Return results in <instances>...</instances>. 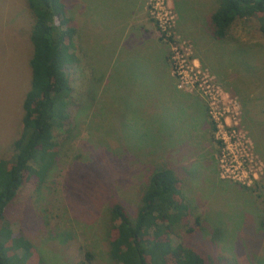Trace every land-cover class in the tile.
Here are the masks:
<instances>
[{"label": "rangeland", "instance_id": "374dc122", "mask_svg": "<svg viewBox=\"0 0 264 264\" xmlns=\"http://www.w3.org/2000/svg\"><path fill=\"white\" fill-rule=\"evenodd\" d=\"M61 1L81 21L70 20L65 52L67 118L52 130V165L40 182L25 175L3 214L33 246L27 264H111L108 208L118 202L133 218L160 165L174 167L187 205L172 244L194 247L208 264H264V37L255 18L216 40L208 23L217 0H167L168 28L143 0L166 66L157 44L132 30L83 29L119 18L115 0H83L81 18L75 1ZM30 23L25 0H0V158L20 131Z\"/></svg>", "mask_w": 264, "mask_h": 264}, {"label": "trees", "instance_id": "16d2710c", "mask_svg": "<svg viewBox=\"0 0 264 264\" xmlns=\"http://www.w3.org/2000/svg\"><path fill=\"white\" fill-rule=\"evenodd\" d=\"M31 23V53L27 90L21 101L20 131L10 142L12 154L0 158V264H27L31 243L13 234L4 210L22 185L24 176L40 182L52 165V130L67 118L65 52L73 34L61 0H25ZM254 17L264 37V0H217L209 15L210 34L216 40L227 35L237 20ZM213 129V126L210 125ZM187 214L174 167L152 169L141 190L139 204L130 218L120 203L108 208L105 231L106 257L111 264H208L206 256L170 236ZM196 221V218H195ZM264 228V214L258 222ZM187 231H190L188 226ZM90 262L92 254L84 253Z\"/></svg>", "mask_w": 264, "mask_h": 264}, {"label": "crops", "instance_id": "0c3cea01", "mask_svg": "<svg viewBox=\"0 0 264 264\" xmlns=\"http://www.w3.org/2000/svg\"><path fill=\"white\" fill-rule=\"evenodd\" d=\"M76 2V4L79 6L80 10L77 9V11H80V18L81 14H84L83 11H85V4H83V0H73ZM187 3L188 0H183ZM202 3L209 2V0H200ZM116 4L120 5L122 8V12H119V18H115L111 20L110 18H105L102 20H93V22L87 21L85 22L83 29H88L91 25V29H94L98 31L101 35H109V32H118L119 30L123 29L121 32V35H118L119 37L123 36V33L126 30H132L133 33H135L138 38L143 37L144 39H150L151 41H154V46H158L159 49V61L166 66H168L167 59H166V49L164 48V52L162 55L161 47L158 44L156 37L153 35V27L152 24L147 20L143 0H115ZM173 6L175 3V0H172ZM175 7V6H174ZM67 15V13L65 12ZM87 15V14H86ZM85 15V16H86ZM120 15H123V18H120ZM78 16V15H76ZM67 17L71 20V24L74 28H76V25H80L81 21L76 22L73 17H70L67 15ZM80 22V23H79ZM73 28V34L75 35V31ZM105 30H104V29ZM103 30V31H100ZM105 31V32H104ZM84 34V33H83ZM85 35V34H84ZM113 35H115L113 33ZM153 46V49H154Z\"/></svg>", "mask_w": 264, "mask_h": 264}, {"label": "built area", "instance_id": "2783aa9c", "mask_svg": "<svg viewBox=\"0 0 264 264\" xmlns=\"http://www.w3.org/2000/svg\"><path fill=\"white\" fill-rule=\"evenodd\" d=\"M148 3L149 13L154 18L155 22L159 25H166L167 28L173 21V15L170 11L169 7H167L166 2L167 0H146ZM182 61V59H181ZM173 68L176 72V67L173 62ZM215 121V120H214Z\"/></svg>", "mask_w": 264, "mask_h": 264}]
</instances>
